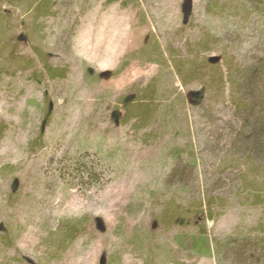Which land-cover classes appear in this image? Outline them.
<instances>
[{
    "label": "rangeland",
    "instance_id": "1",
    "mask_svg": "<svg viewBox=\"0 0 264 264\" xmlns=\"http://www.w3.org/2000/svg\"><path fill=\"white\" fill-rule=\"evenodd\" d=\"M260 119L264 0H0V264H257Z\"/></svg>",
    "mask_w": 264,
    "mask_h": 264
},
{
    "label": "trees",
    "instance_id": "2",
    "mask_svg": "<svg viewBox=\"0 0 264 264\" xmlns=\"http://www.w3.org/2000/svg\"><path fill=\"white\" fill-rule=\"evenodd\" d=\"M32 1V0H30ZM257 67V66H256ZM255 66L252 68V70L250 71V78H249V82L251 84L252 87H256V80L259 78L258 77V73L259 70H261V67L260 66L259 68H256ZM256 71V72H255ZM245 80H247V77H245ZM250 106V105H249ZM248 110H251L249 107H248ZM249 118L251 119H254V116L255 114H253V111H250V114H249ZM259 123H255L253 125V131H252V134H253V138L255 137V139L257 140L258 143L264 141V120L263 119H260L258 120ZM252 125V123H251ZM251 127V126H250ZM257 148L259 149V145L257 144L256 145ZM80 173L79 171H77V174ZM79 179H83V176H81ZM239 244V247H240V254L242 253L243 256L247 255V252L249 251L250 253L253 254L252 257L256 258V262L257 264H262L264 263V241H256V242H252L250 244H248V241H242V242H238ZM198 245H202V240L201 242H199ZM210 249L209 248V245H205V249ZM258 259V261H257Z\"/></svg>",
    "mask_w": 264,
    "mask_h": 264
}]
</instances>
